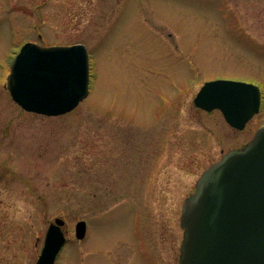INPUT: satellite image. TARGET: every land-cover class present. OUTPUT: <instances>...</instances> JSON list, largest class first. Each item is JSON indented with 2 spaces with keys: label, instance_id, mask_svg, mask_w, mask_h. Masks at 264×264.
<instances>
[{
  "label": "rangeland",
  "instance_id": "374dc122",
  "mask_svg": "<svg viewBox=\"0 0 264 264\" xmlns=\"http://www.w3.org/2000/svg\"><path fill=\"white\" fill-rule=\"evenodd\" d=\"M32 42L87 48L89 94L71 112L11 99V61ZM214 79L260 88L243 130L194 107ZM262 126L264 0H0V264H34L55 218L54 264H178L183 200Z\"/></svg>",
  "mask_w": 264,
  "mask_h": 264
},
{
  "label": "water",
  "instance_id": "95a60500",
  "mask_svg": "<svg viewBox=\"0 0 264 264\" xmlns=\"http://www.w3.org/2000/svg\"><path fill=\"white\" fill-rule=\"evenodd\" d=\"M89 59L84 45L39 47L24 44L6 78V89L24 111L60 116L72 111L88 94ZM194 105L219 110L237 130L259 111L260 91L253 84L206 82ZM183 202L184 230L178 264H264V127L242 148L226 152L196 182ZM64 221L49 224L35 264H54L66 242ZM84 221L74 234L83 239Z\"/></svg>",
  "mask_w": 264,
  "mask_h": 264
}]
</instances>
